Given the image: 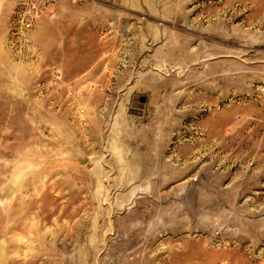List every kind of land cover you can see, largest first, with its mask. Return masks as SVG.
<instances>
[{
	"label": "rangeland",
	"instance_id": "obj_1",
	"mask_svg": "<svg viewBox=\"0 0 264 264\" xmlns=\"http://www.w3.org/2000/svg\"><path fill=\"white\" fill-rule=\"evenodd\" d=\"M0 264H264V0H0Z\"/></svg>",
	"mask_w": 264,
	"mask_h": 264
}]
</instances>
